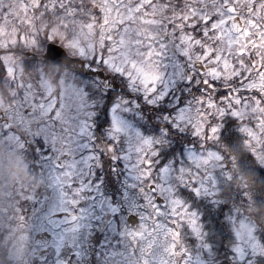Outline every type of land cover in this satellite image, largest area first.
Segmentation results:
<instances>
[{"label": "rangeland", "instance_id": "rangeland-1", "mask_svg": "<svg viewBox=\"0 0 264 264\" xmlns=\"http://www.w3.org/2000/svg\"><path fill=\"white\" fill-rule=\"evenodd\" d=\"M29 1L0 0V61L7 70L4 82L7 93L0 89V126L7 123L14 130L12 135H5L0 131V159L6 161L11 173L7 180L0 178V230L4 234V238L0 240V251L6 253L13 264H55L58 260H66L68 255L83 258L82 248L88 243L89 238L98 236L103 245L123 246L127 250L126 257L130 264H193V259L198 254L202 264H213V245L207 239L210 233L205 231L203 216L200 210L195 208L193 211L199 213L197 220L201 226L200 237L189 228L181 230L183 235L179 239L155 235L151 228L155 217L145 225L148 236L143 239L130 237L131 232L139 229L143 223L141 216L149 215L151 210H143L144 196L140 189L146 182L138 181L134 174L137 158L130 148V136L121 133L119 137L114 138L113 117L126 123L133 132H140L142 135L147 134L143 130L147 128V119L143 115L136 116V108H130L128 105L125 106L127 110L116 108L119 113L116 111L110 117V128L106 137L112 145L115 142L120 165L119 173L124 183V191L115 203V199L106 194L103 177L98 174L101 153L95 143L97 136L94 115L86 113L88 98L77 88L76 76L60 66H53L54 68L48 70L42 65L37 72L27 74L24 71L23 60L30 57L23 58L22 52H16L23 49L25 53L33 52V56L36 57V54L44 50L42 43L46 40L63 46L74 55L78 53L85 57L97 54L107 56V49L116 47L122 36L126 42L135 39V31L144 30L147 26L142 25L137 18L133 26L134 31L129 34L123 33L120 20H127V7L118 9L108 0H43L44 7L39 10L31 9ZM51 2L55 3L53 10L48 8ZM173 2L177 12L188 3L208 15L215 16L219 13L220 19L232 20L235 16L239 17L244 28L240 33L233 34V39L238 43L232 50L243 49L246 54L240 59L244 61L245 69L251 73L254 81H264V0H173ZM132 3L136 1L132 0ZM225 3L235 6V15L224 8ZM96 11L97 14L94 13ZM165 14L161 13L157 19H163ZM51 23L53 25L49 26ZM38 93H44L54 99L64 116L81 113L86 107L87 119L84 123L87 125L85 131L88 133L86 137L83 133H78L72 141L77 162L79 163L81 159L85 162L81 169L83 175L79 181L77 214L80 220L77 225L71 227V230L65 228L53 234L49 248L50 257L45 263H39L33 258L34 253L40 250L34 245V240L38 234L48 231L46 217L63 208L61 203L63 197L61 191L49 181L50 164L45 163L48 156L38 147L35 149L38 165L34 173H31V166L26 158L28 142L35 146L33 138L43 135L46 131L48 117L32 103L33 97ZM122 95H125L126 100L131 97L127 92ZM134 95L141 104L142 113L147 107L157 105L146 101L142 92ZM168 105L175 107V103ZM27 111H31V114L27 115ZM239 122L242 124L239 130L246 138L247 147L264 166V105L255 112L242 111ZM147 135L165 141L164 134ZM206 142L208 141L204 143ZM161 144L154 145L158 153L161 151ZM209 151L212 153L211 156L206 153L194 164L185 165L190 169V174L185 179L197 183L203 181L207 184L209 198L211 203H214L220 176L224 173V164L218 150ZM153 168L155 170L157 165ZM115 171L114 168V173ZM21 173L30 178L28 182L19 179ZM130 214L140 218L136 227L127 223ZM229 221L235 237L234 251L238 242L255 236L257 226L237 211L230 216ZM186 238L192 241L186 242Z\"/></svg>", "mask_w": 264, "mask_h": 264}, {"label": "snow or ice", "instance_id": "snow-or-ice-1", "mask_svg": "<svg viewBox=\"0 0 264 264\" xmlns=\"http://www.w3.org/2000/svg\"><path fill=\"white\" fill-rule=\"evenodd\" d=\"M169 11L170 15L157 19L158 15ZM126 13L127 20H120L123 33L134 31L137 18L147 28L135 31L136 38L127 42L122 36L116 47L107 49V56L100 54L91 61H80V74L85 77L102 75L91 70L84 72V64L102 67L110 74L114 86L123 87L129 96L142 92L153 105L175 103L169 110L170 114L174 113L169 129L175 125L180 131L191 133V137L184 136L179 144V159L173 150L171 160L164 156L157 164L162 154L154 145L163 143V139L133 132L126 123L113 117L114 138L121 133L130 136V148L137 158L134 174L138 181L146 182L140 189L144 196L143 210H151L149 215L141 216L143 223L130 237L143 239L148 236L145 225L153 221V217L151 228L155 235L179 239L183 235L181 230L189 228L200 237L199 213L193 211V204L197 198L203 202L209 197V186L203 181L185 179L190 174L185 165L194 164L206 153L211 156L205 141L218 140L226 127L240 120L242 111L255 112L264 105V81H254L245 69L240 59L246 54L243 49L232 50L238 43L233 34L239 28L235 23L229 27L230 21L220 19L219 13L208 15L188 3L177 12L171 0H139L134 6H128ZM46 55L49 60L59 62L65 54L60 48L49 47ZM32 103L48 117L45 133L33 138L35 147L48 156L45 163L50 164L49 181L63 197V208L48 226L56 231L65 227L71 230L80 220L76 212L81 169L85 165L82 159L77 162L72 141L78 133L85 137L88 134L84 123L86 107L81 113L64 116L56 101L44 93L36 94ZM128 103L130 101L121 100L118 107L127 110ZM0 131L12 135L14 130L4 123ZM184 144L191 146L186 155ZM28 147L33 145L28 144ZM109 151H116L115 142ZM154 165H157L155 170ZM64 217L70 223H62ZM234 253L238 264H264V231H257L253 238L238 242ZM193 264H202L199 254L194 257Z\"/></svg>", "mask_w": 264, "mask_h": 264}, {"label": "trees", "instance_id": "trees-1", "mask_svg": "<svg viewBox=\"0 0 264 264\" xmlns=\"http://www.w3.org/2000/svg\"><path fill=\"white\" fill-rule=\"evenodd\" d=\"M51 25L53 24H49V26ZM45 43L46 40H44L43 48ZM19 51L21 53L22 49L16 50V52ZM43 53L44 50L40 54H36V57L32 56L24 59L23 66L25 73L30 74L41 65L46 66L47 69L54 68L44 61L42 57ZM58 77L59 75L55 77V81H57ZM6 78V67L0 61V89L4 93L6 92L4 85ZM120 91V93L126 92L123 87ZM172 108L173 106L168 105V103H158V105L147 107L143 113L147 119V128L143 130L146 129L147 134L150 133L151 135H165V141L160 145V153L162 155L159 163L163 160L164 156H168L169 160H171L173 150H175L176 158L179 159L180 142L184 136L191 137L190 132L180 131L174 128V125L169 129L168 125L172 123V117L174 116V113L170 114L169 111ZM104 122V129L101 130L102 132L96 134L97 140L95 142L97 150L102 156L98 174L103 177V187L106 194L111 195L116 203V200L124 191V183L122 175L119 173L118 150L116 148L115 152L109 151L112 144L106 137L109 129L108 118ZM241 125L239 121L236 124H231L224 129L218 140L205 143L207 150H218L222 155V162L224 164V173L220 176L218 194L215 196L216 202L211 203V199L208 197L203 202H201L200 198H197L193 204V208L200 210L203 216L206 226L205 231L210 233L207 239L213 245V264H238L233 251L235 237L229 221L230 216L236 211L254 222L257 226V231H264V166L259 163L256 155L247 147L248 145L245 143L246 138L239 130ZM28 144L30 143L28 142ZM190 147V145L184 144L185 153ZM36 148L33 146L26 149V158L31 166V173H34L38 165V157L35 155ZM32 152H34V155H32ZM114 168L116 169L115 173ZM190 203L192 202L190 201ZM1 238H4L2 230H0V240ZM188 241L191 242L192 240L186 238V242ZM0 262L2 264H13L6 253L1 251Z\"/></svg>", "mask_w": 264, "mask_h": 264}, {"label": "flooded vegetation", "instance_id": "flooded-vegetation-1", "mask_svg": "<svg viewBox=\"0 0 264 264\" xmlns=\"http://www.w3.org/2000/svg\"><path fill=\"white\" fill-rule=\"evenodd\" d=\"M99 1H101V0H99ZM108 1L111 3L112 6L118 8V9H122L123 7L134 6L136 3H138L139 0H135L136 3H132V0H123L119 4H117L115 0H108ZM171 3L175 6V2H173V0H171ZM43 7H44V1L41 0V5H40L39 9H42ZM97 12L98 11H96L94 13L97 14ZM165 15H170V11L167 12ZM68 53L72 57H79L82 60H87V61H91L94 57L98 56V54H97L94 56H86L85 57L84 55H79L78 53H76V55L72 54L69 51H68ZM22 54L29 56L24 51ZM30 56H32V55H30ZM40 68H42V67H39V69ZM65 69L67 71H70L71 73H73L76 76L75 80L77 82L75 84H76L77 88H79V91L85 97L88 98V101L86 104V107H87L86 113H88V114L91 113L94 115V120H95L94 129L96 130L95 131L96 134L99 132H102L101 130L104 129V124H105L104 121L106 120V118L109 119V124H110V122H111L110 117H111L112 113H115L117 111L116 108H118V105H119L121 100H126V97H124L125 95H122V93H120L121 91H119L122 87H120L119 89L118 88L117 89L105 88L94 77H85V76H82L80 74V72H78L76 70H71V69H67V68H65ZM94 69L104 72L106 76H108V75L110 76V74L108 72L104 71L102 67L98 68L95 65H89L88 64V69H87L88 71L94 70ZM116 83H119V80H117ZM117 93H120V94H117ZM126 101H130V103L127 104L128 107H130V108L132 107L134 109L136 108L135 114L143 115V113L141 111V104L138 101V98L136 95L131 96L129 98V100H126ZM144 103H146V102H144ZM76 215L78 216L79 214H77V212H76ZM46 224H47V226L49 225L47 223V220H46ZM72 226H74V225H72ZM65 228H67V227H65ZM65 228H62L61 230L65 229ZM61 230H59V231H61ZM45 232H49L51 234V242L47 248V250L49 251V257H50V249L49 248L51 247L53 234H55L58 231H56L53 228L48 226V231H45ZM101 241L102 240L99 239L98 236L89 238L88 243L82 248L83 253H84L82 255L83 258L80 257V259H79V258L75 257L74 255H68L66 257V260H62V261L65 262L66 264H130L128 258L126 257V251L127 250L124 249L123 246H120V245H117L114 247L107 246V245L101 244ZM116 252H118V253L116 254ZM150 252H151V250H150ZM49 257L46 259L45 262H47ZM56 262H55V264H56Z\"/></svg>", "mask_w": 264, "mask_h": 264}, {"label": "water", "instance_id": "water-1", "mask_svg": "<svg viewBox=\"0 0 264 264\" xmlns=\"http://www.w3.org/2000/svg\"><path fill=\"white\" fill-rule=\"evenodd\" d=\"M117 4L121 3L123 0H115ZM41 3V0H30L29 1V5L31 8H34V9H37L39 7ZM50 9H53L54 8V3H51L49 5ZM225 9H227L229 11V9H231L230 12L234 13L235 12V7L233 5H230V4H226L224 6ZM232 23H235L238 28H239V31L236 32V34L240 33L241 30H243V22L240 21V18L238 17H235V18H232V20H230V24H229V27H231V24ZM49 47H52L53 49H56V50H59L62 49V51L64 52V58L61 59L59 62H56V61H52V60H49L47 58V53H48V49ZM44 58L45 60L50 63V64H60L62 63L64 66H66L67 68L69 69H74L76 71H79L81 70V63L80 61H84L80 58H76V57H71L68 52L65 50V48H63L62 46L60 45H57V44H54V43H49L47 44L46 46V50H45V54H44ZM88 64H84L83 66V71L84 72H87L88 70ZM92 72L94 73H102L101 74H97L95 76H93L103 87L105 88H114V89H117V87L114 86V83L110 80L111 79V76H105V73L100 71V70H91ZM107 77V79H106ZM26 114H31V111H27ZM58 212V211H57ZM51 215L50 217H48L47 219V223L48 224H51L53 223L54 221V218H55V215L56 213ZM138 217L136 215H131L129 216L128 218V224H130L131 226H136L138 224ZM62 223H70L68 221V218L67 217H64V220L62 221ZM50 239H51V236L48 234V233H42V234H38L35 238V245L36 246H40V247H46L48 246V244L50 243ZM49 256V251L47 250H42L40 252H37L34 254V257L36 258V260H38L39 262H45L46 259L48 258ZM56 264H65L63 261H58Z\"/></svg>", "mask_w": 264, "mask_h": 264}, {"label": "clouds", "instance_id": "clouds-1", "mask_svg": "<svg viewBox=\"0 0 264 264\" xmlns=\"http://www.w3.org/2000/svg\"><path fill=\"white\" fill-rule=\"evenodd\" d=\"M10 169L5 160L0 159V178L7 180L10 177ZM19 179L23 180L24 182L29 181V177L24 176L22 173L19 175Z\"/></svg>", "mask_w": 264, "mask_h": 264}]
</instances>
